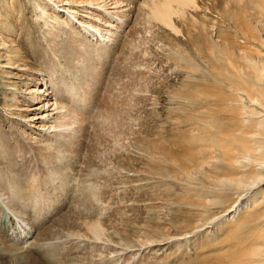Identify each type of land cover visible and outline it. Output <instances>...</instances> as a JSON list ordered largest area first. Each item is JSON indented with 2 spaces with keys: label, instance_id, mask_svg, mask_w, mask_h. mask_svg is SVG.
<instances>
[{
  "label": "rangeland",
  "instance_id": "374dc122",
  "mask_svg": "<svg viewBox=\"0 0 264 264\" xmlns=\"http://www.w3.org/2000/svg\"><path fill=\"white\" fill-rule=\"evenodd\" d=\"M145 1L0 0V264L229 263L226 233L251 211L252 193L264 196V160L236 164L263 175L250 195L225 210L210 205L201 190L218 164L207 159L204 95L179 97L213 85L230 95L226 77L254 81L249 66L264 65V0H170L175 33L145 20ZM76 37L85 39L77 56L88 58L65 68L76 54L61 51ZM47 60L59 65L53 77ZM43 79L47 95L36 102ZM63 79L79 88L63 92L67 99L56 91L66 90ZM238 94L233 105L246 107L238 118L264 131V107ZM65 106L75 108L77 134L60 135L58 143L49 136L61 128L49 126L64 122ZM70 138L79 149L46 157L49 146ZM251 139L264 145V138ZM94 224L98 237L88 230Z\"/></svg>",
  "mask_w": 264,
  "mask_h": 264
},
{
  "label": "bare ground",
  "instance_id": "6f19581e",
  "mask_svg": "<svg viewBox=\"0 0 264 264\" xmlns=\"http://www.w3.org/2000/svg\"><path fill=\"white\" fill-rule=\"evenodd\" d=\"M173 1H175L176 4L178 3L179 5H180L179 2H181V1H186L188 3H192L193 2L192 0H173ZM171 3L173 5L174 2H172L170 0H150V1H145L144 3H142L143 6L147 7V8H145L143 10L144 14L145 13L147 14L146 19L145 18L144 19L147 22H149V19L151 18L152 21H155L157 23H161L162 25H165L166 27H168L170 30H172L175 33L176 30L174 28V22H173L171 17H172V15L175 16V14L177 13L176 12L177 8L173 9V7L170 5ZM175 6H177V5H175ZM183 7H185V6H182L180 8H183ZM37 9H41V6L39 5V7ZM12 10H13V8H12ZM7 14L10 15L11 13L7 12ZM39 17H41V16L39 15ZM5 21L7 22L8 20H3V22H5ZM77 23L81 24V21L78 20ZM240 24H244V23H240ZM80 26L82 27L83 25H80ZM75 27L77 28L78 25H76ZM243 27H245V26H243ZM8 28L9 27L5 26V28H3V29H8ZM68 34H70V33H68ZM244 36L246 37V35H244ZM76 38H78V37H76ZM83 40H85V39H79L78 38V40H77L78 42H75V44H70L68 46V48L66 47V49L64 48L63 51H61L63 54H65L64 56H66V54H69V55L72 54L71 56H73V54H76L75 57H73V58L70 57L71 59H69L68 62L64 63V66H66L65 68L75 69V67H74V62L75 61L80 63L82 61L81 60L82 58L83 59L88 58L87 57L88 54L87 55L85 54L86 57L83 56L84 54H82V55L78 54L79 56H77L78 48H80V50H81L82 47H83V43H84ZM39 43H41V42H39ZM49 47H50V49H52V47L54 48V46H52V45L49 46ZM55 47H57V46H55ZM90 48H93V47L89 46V49ZM89 49H87V50H89ZM211 49L213 51V48H211ZM83 51H85V50H83ZM101 51H100V53H101ZM79 53H81V51H79ZM92 54H94V53H92ZM89 56H91V55L89 54ZM227 57H229V56H227ZM48 62L49 63H48V65L45 68L48 71H50L51 74H49V76L53 77L54 76L53 72H54V70L56 72L59 69L58 68L59 65L57 66L54 63V61H48ZM88 63H89V61H88ZM76 66H78V65H76ZM89 67L96 68V66L92 67V63H91V66H89ZM179 67L180 68H184L183 66H179ZM249 68L251 69L250 72H252L253 76H254L253 77L254 81H250L249 85L244 84L236 76L231 77V78L230 77H226V80H227L226 81V85H227V87L230 90H232L234 92H237V94L232 92V94L229 95V94L226 93V91H224V89L222 87H220V85H216V86L213 85V86H208V87L203 86V89H200L199 91H197V93L190 91V90H192V88L189 87L188 91H190L191 93H194L195 95H191L190 92H187V93L184 92V93L180 94V97H179V98H185V99H188L190 101H193V100L197 99L198 96L204 95V107L207 108V112H205V121H204V124L206 125V143H207V156H208L207 159H209V160L213 159L215 162H217L218 165L216 166L215 170L208 171L209 185L207 184L208 186L206 185V187L203 190H201V192L204 195H209V197H210L209 204L210 205L216 206V207L217 206H223L221 208L222 210L227 209V207L229 208V205H230L231 201H232V204H234L236 199L237 198L239 199L240 196L243 195L244 193L246 195H250L251 185L254 182H257L258 180H262V178H263V175H261L260 172L255 171L253 169V167L248 168L247 170H244V171L242 169H240L239 167H236L237 162L238 163L240 162L239 159L242 160V159H244V157H247V159H250V161H257L258 162L260 160H264V145L262 144V141L252 140L251 139L252 135H255V136L260 137V138H264V131L259 129L258 126L260 124H255V123H250L249 125L244 124L238 117L240 115H242L241 112H244L246 107L241 109V108L236 107V106L233 105L234 103H239L241 94L239 95L238 93H242V94H244L245 98L248 101H255V102L259 103L260 106L264 107V85H261V83L264 84V65L258 66L256 64H252V65L249 66ZM75 71L76 70H72L71 72L73 73ZM82 71H84V70L80 69L79 72L83 73ZM2 72L6 73L7 71L6 72L2 71ZM45 77L46 76H43L42 78H45ZM42 81H44V79L39 81L40 87L37 88L36 91H35V95L36 96H34V100L36 102L42 101V99L44 100L43 95H45V94L47 95V92H45V91H47V88H48L47 81L45 80V83H44L45 87H46L45 90H44V86H43L44 84L42 83ZM62 81H63V83H65V87L64 88L66 90H62V92H60L61 90H56V91L60 95V97H64V99H67V98H65V97H67L66 94H69L71 92L73 93V91H75L76 89L77 90L79 89V88L76 87V89L74 88L75 89L74 90L73 89L74 84H72V83L70 85L66 86L67 83H66L65 79H63ZM28 90L29 89H27L26 92H28ZM24 91H25V89H24ZM202 91L204 93H202ZM63 92L66 93L65 96L62 95ZM74 93H76V91ZM213 94H214L215 98L210 100V98H211V96ZM85 98H89V97L86 96ZM70 100H72V97H70L69 101ZM90 100L88 102L89 104H90ZM46 102H48V101H46ZM46 102H45V104L42 102V104H44V106H45V105H47ZM202 102H203V100H202ZM37 104H39V103H37ZM62 105H60L57 108L58 109H62ZM214 105L216 107L223 106L225 113L224 112H220L219 110L213 108ZM34 106H33V108H36V106H38V105L34 104ZM42 107H43V105H42ZM22 108L25 109L26 106H25V108L24 107H22ZM37 108L39 109L40 107H37ZM65 108H67V106H65ZM68 108H70V107H68ZM68 108H67L66 111H64V112H66L65 113L66 117L64 118V122L62 124H60V125H58V124L57 125H50L49 126V128L54 130V132L57 131V130H55L56 127H58L59 129L61 128L60 132H56V133L53 132L54 133L53 137L49 136L55 142H58V143L61 142V141L59 142V136L60 135H62L63 137H67V136L68 137H70V136L73 137V135L77 134L76 129L73 128V126H71V124L73 123V122H71V120H72L71 114L72 113H76L73 110L75 108H73V109H71V108L68 109ZM14 109H15V107H14ZM58 109H57V111H58ZM185 111H187V110L182 109L181 114H186ZM197 111H200V110H197ZM199 113H201V111ZM191 114H192V111H187V115H186L185 118L191 117L192 116ZM25 115H27V114H25ZM43 115H44V113L41 114L40 116L39 115L37 116L35 114L31 118H36L37 117V118L40 119V118H42ZM65 115H63V117ZM59 116H62V115L59 114ZM25 117H27V116H25ZM25 117H24V119H26ZM55 122H53V123H55ZM39 126H41V125H39ZM39 126H37V127H39ZM191 131H193V130H191ZM189 134H190V131H189ZM84 135H86V133L83 132V136L82 137H84ZM55 137H57V138H55ZM51 139H50V141H53ZM204 139L205 138H203L202 141H204ZM73 140H74V138L73 139L70 138V140H68L70 142H67L66 146L62 145V144H56V145H53L52 147L49 146L50 147L49 149H51L53 152L49 153V154H46V157L47 158H52V157H54V158L58 157L59 158V155H61V153L63 154V151L64 152L69 151L70 148H71L70 146H72V145L76 146L79 143V140H78V143L75 142V141L73 142ZM3 141H4L3 142L4 145H1V146H3V148L6 150V148L8 147L7 146L8 145V143H7L8 142V138L7 137L4 138ZM100 143H101L100 138L96 137L95 145L100 146ZM49 145H50V143H49ZM78 146L79 145H77L76 148ZM200 146L201 145H199V147ZM46 149H47V147H46ZM77 149H79V148H77ZM3 163L5 164V162H3ZM259 163H261V162H259ZM12 164H13V162H12ZM7 165H9V163ZM12 169H13V167H12ZM12 169H10V170H12ZM154 174H156L155 170H154ZM4 179L6 180V179H9V178H8V176H5V177H3V180ZM6 183H8V181H6ZM232 194L233 195L235 194L234 198L232 197L233 196ZM252 194L254 196L252 195L253 204H252V208H250L251 211L247 212L242 218L240 217L241 219L238 220L234 224V226H232V225L230 226L232 228V230L230 229L231 231L226 233L227 237L229 238L228 239V242H229V251H228V253H229V261L227 260V262H229L228 264H264V196H262L260 200H257V196L255 197V195L257 193L254 192ZM198 196H199V194H198ZM232 198L234 199V201H233ZM241 198H242V196H241ZM229 199H231V200L228 201ZM31 200L32 201L36 200V197L35 196L32 197ZM227 202H228V204H226ZM207 203L208 202H206L205 205H207ZM189 204H191V203L189 202ZM202 205L204 206V203ZM196 206H198V205H196ZM226 212L228 213L227 210H226ZM218 217H217V220L219 218H221V217H219V218ZM203 218H205V217H203ZM208 222H209V220H208ZM86 223H88V222H86ZM201 224H202V222H201ZM96 226H98V225H95V226L90 225V226H88V227H90V228H88V230L90 231V233L93 232L97 236L100 231L98 229L99 226L98 227H96ZM227 228L229 229L228 226H227ZM82 229H84V228H81V231H83ZM195 231H196V229H195ZM87 232L88 231H86V233ZM92 237H90V238H92ZM99 238H102V237H99ZM92 240H93V238H92ZM98 242H99V240H98ZM98 242L96 241V243H98ZM222 243H223V241H222ZM220 261H221V259H220ZM216 262H218V260Z\"/></svg>",
  "mask_w": 264,
  "mask_h": 264
}]
</instances>
